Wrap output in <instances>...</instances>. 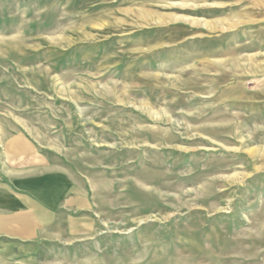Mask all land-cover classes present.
<instances>
[{"label":"rangeland","instance_id":"obj_1","mask_svg":"<svg viewBox=\"0 0 264 264\" xmlns=\"http://www.w3.org/2000/svg\"><path fill=\"white\" fill-rule=\"evenodd\" d=\"M48 165L32 264H264V0H0V182Z\"/></svg>","mask_w":264,"mask_h":264},{"label":"crops","instance_id":"obj_2","mask_svg":"<svg viewBox=\"0 0 264 264\" xmlns=\"http://www.w3.org/2000/svg\"><path fill=\"white\" fill-rule=\"evenodd\" d=\"M87 196L51 165L0 182V264L39 262L51 240L64 235V219L87 211ZM74 223L67 234L74 235Z\"/></svg>","mask_w":264,"mask_h":264}]
</instances>
